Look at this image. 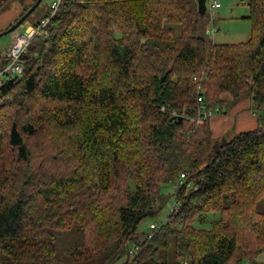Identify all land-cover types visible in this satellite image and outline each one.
<instances>
[{
  "label": "trees",
  "instance_id": "trees-1",
  "mask_svg": "<svg viewBox=\"0 0 264 264\" xmlns=\"http://www.w3.org/2000/svg\"><path fill=\"white\" fill-rule=\"evenodd\" d=\"M246 1L251 38L215 44L197 0H61L22 73L0 86V264H61L55 234L72 229L81 243L69 264H251L264 254V0ZM201 72L207 107L222 94L248 98L258 127L209 147V120L192 123ZM33 94L51 108L37 125L18 117L17 98ZM170 109L182 119L170 122ZM181 172L179 212L131 257L137 226ZM209 215L210 230L194 226Z\"/></svg>",
  "mask_w": 264,
  "mask_h": 264
},
{
  "label": "rangeland",
  "instance_id": "rangeland-1",
  "mask_svg": "<svg viewBox=\"0 0 264 264\" xmlns=\"http://www.w3.org/2000/svg\"><path fill=\"white\" fill-rule=\"evenodd\" d=\"M52 0H43L41 4L26 18V20L21 25L20 30L29 24H34L35 22L40 23L42 20L46 19L45 17H49L51 14L50 3ZM218 2L221 6L220 10H210L209 3ZM22 8L18 17L21 15L23 9L29 6L32 3V0H0V19L3 14H5L6 8L5 6L19 5ZM12 8V7H11ZM206 16H207V28L212 29L215 28V35H209L211 41L215 44H239L245 43L251 38V23L248 19L249 8L246 0H206ZM12 15V14H11ZM17 17V18H18ZM17 18L9 19L7 16L6 22L0 23V31L5 30L9 27ZM11 21V22H10ZM214 24H213V23ZM214 25V26H213ZM25 31V30H23ZM16 33L13 32L11 35H6L0 38V50L4 43H10L13 35ZM245 99V98H243ZM242 100V99H241ZM18 103L21 104L23 102V107L25 113H21L18 117L22 121H26L28 117L32 118L34 124L37 125V122L40 121L41 113L45 112L46 109H49V106H46L44 103H41L37 100L35 94L29 95L24 98H17ZM240 101V100H239ZM233 104L224 103L222 106V110H224L221 114H226V116H232L230 114V108H232ZM51 109V108H50ZM38 118V119H37ZM238 133L235 131H229L227 135L223 137L213 138L211 133L208 135V140L210 142L209 147L221 142L222 140H231ZM207 153L203 157L204 163L206 156L209 155L210 149H206ZM165 195L167 196V201L164 207H162L157 213L147 216L143 219L139 225L137 226L136 236L132 242L128 244V251L134 250L135 245L140 244L144 239V234L148 231L150 224H155L160 226L162 223H165L168 217V211L171 204V195L172 190L168 186L167 189L164 190ZM258 212H264V199L261 200L256 207ZM217 218L216 215H209L206 218V222L201 224L195 222L194 226L198 229L202 230H210L211 222ZM55 243L58 249V256L60 257L61 264H69L66 253L72 247L79 245L81 243V236L76 233L75 229L67 233H56L55 234ZM264 262V254H261L254 260L251 264H262ZM97 264V263H93Z\"/></svg>",
  "mask_w": 264,
  "mask_h": 264
},
{
  "label": "built area",
  "instance_id": "built-area-1",
  "mask_svg": "<svg viewBox=\"0 0 264 264\" xmlns=\"http://www.w3.org/2000/svg\"><path fill=\"white\" fill-rule=\"evenodd\" d=\"M61 0H52L50 3L51 14L47 19L42 20L40 23L34 25L30 32L23 31L20 28L16 30V33L13 35L11 42L8 44L6 48L1 50L2 59L8 61V65L0 71V86L4 83L8 82L12 77H16L20 75L23 71V66L21 63V57L25 54L27 48L29 47L30 42L33 38H46L47 37V24L52 15L56 12ZM220 8V4L218 2L209 3L210 10H217ZM213 23V22H212ZM215 28L209 29L207 32L209 35H214L216 32ZM205 72H201L198 75L192 77V83L194 84V92L196 99V118L192 120L195 128L202 124L204 121L209 120L213 113L218 112V107H207L204 100V92L201 83L204 81ZM162 112H165L164 108H161ZM173 116H176V113L173 109L169 110ZM186 175L184 173H179V175L170 182L169 187L172 190L171 195V204L168 211V216L172 214H177L181 207V202L177 199L178 190L180 186L183 184ZM196 190V188H193ZM161 226V225H160ZM155 224H150L148 231L144 234V240H151L154 232L160 227ZM140 249L139 244L135 245V249L129 251V255L134 257ZM177 264H188L187 260L180 259Z\"/></svg>",
  "mask_w": 264,
  "mask_h": 264
},
{
  "label": "crops",
  "instance_id": "crops-1",
  "mask_svg": "<svg viewBox=\"0 0 264 264\" xmlns=\"http://www.w3.org/2000/svg\"><path fill=\"white\" fill-rule=\"evenodd\" d=\"M19 3L20 4L17 6L12 5L8 7L7 6L4 7V9L6 8V11L5 14L1 16L0 23H3V21L6 22L7 16H9L10 20L11 19L13 20L18 17L22 9L20 7L22 3L21 2ZM220 9L221 6L217 10ZM36 24H38V22H35L34 24L26 25L25 27L22 28L26 32H30L32 27H34V25ZM208 31L209 28H207V32ZM7 46L8 43L7 42L4 43L1 50L6 48ZM220 100H221V104L216 106L218 107V112L213 113V115L209 119V130L213 138L216 137L221 138L225 134L229 133V131L230 132L235 131V133L240 134L243 132L252 131L258 127L257 115L255 114V111L252 109L250 99L245 98L238 102L232 103V97L229 94H222L220 96ZM228 102L233 104L232 108H230L229 110L232 116H226V114L223 115L221 114L222 112H224V110L227 111V109L222 110V106L224 105V103H228Z\"/></svg>",
  "mask_w": 264,
  "mask_h": 264
},
{
  "label": "water",
  "instance_id": "water-1",
  "mask_svg": "<svg viewBox=\"0 0 264 264\" xmlns=\"http://www.w3.org/2000/svg\"><path fill=\"white\" fill-rule=\"evenodd\" d=\"M42 2V0H36L33 5H31V7L28 9V11L26 13H24V15H22L15 23H13L8 29H6L5 31H2L0 33V38L6 35H9L13 32H15L16 30H18L21 25L23 24V22L26 20V18L40 5V3ZM197 9H198V13L200 16H203L205 14L206 11V0H197ZM182 117L181 116H173L172 118H170V122L173 120H181ZM151 216V215H149Z\"/></svg>",
  "mask_w": 264,
  "mask_h": 264
}]
</instances>
